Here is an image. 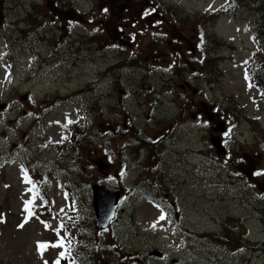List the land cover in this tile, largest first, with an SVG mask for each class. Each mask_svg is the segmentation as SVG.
I'll list each match as a JSON object with an SVG mask.
<instances>
[{"label":"rangeland","instance_id":"1","mask_svg":"<svg viewBox=\"0 0 264 264\" xmlns=\"http://www.w3.org/2000/svg\"><path fill=\"white\" fill-rule=\"evenodd\" d=\"M57 1L0 0V264H53L38 243L62 208L90 264H264V83L245 82L264 76V0ZM226 124L229 156L211 147ZM94 185L123 201L104 232ZM28 188L51 216L26 219Z\"/></svg>","mask_w":264,"mask_h":264},{"label":"trees","instance_id":"2","mask_svg":"<svg viewBox=\"0 0 264 264\" xmlns=\"http://www.w3.org/2000/svg\"><path fill=\"white\" fill-rule=\"evenodd\" d=\"M254 3V2H253ZM252 3V4H253ZM62 4L63 5H66V4H68V1H66V0H63L62 1ZM246 6V9H248V10H250L251 9V6L248 4V5H245ZM262 9L264 8V7H261ZM32 11H28L27 12V15H28V13L30 14V16L32 15V13H31ZM27 17V16H26ZM256 22H258L257 24H256V30H257V32H258V34L259 35H262L263 37H264V16H262V13L260 12V14H256ZM102 37V36H101ZM101 37H99V43H101ZM262 38V37H261ZM258 66L257 67H262L263 68V66H261V62L259 61V63L257 64ZM252 77H253V80L255 81V83H258V84H261V82H260V77H261V74L259 75V76H257L255 73L254 74H252ZM174 128V127H173ZM90 131H92V129L90 130ZM74 134H76V133H74ZM162 135H163V137L164 138H162ZM89 136H90V133H89ZM165 141H166V138H165V135L164 134H161V137H160V139H158V141L157 142H155V143H158V142H162L161 144L163 145V146H165L164 144H165ZM138 146H141L143 149H148V146H146V145H141V144H139L138 143ZM69 172V171H68ZM70 173L72 174L73 173V171H70ZM73 175V174H72ZM74 175H76L75 173H74ZM77 176V175H76ZM76 176H73V178L74 179H76L77 180V177ZM90 207V206H89ZM262 213H264V212H262ZM92 218V210H91V207H90V219ZM91 224V223H90ZM86 235L89 237V239H82V237H80L79 239H77V240H72V241H70V242H68V243H64V245H65V247H67L68 248V256L69 257H71V258H74V260H73V262L75 263V264H90V262L88 261V259L91 257V255H92V251H93V249L94 248H92V246H94V242H93V240H92V238H91V234L89 233V231L87 230V232H86ZM215 237V236H214ZM213 237V238H214ZM241 237V236H240ZM215 239V238H214ZM216 239L217 240H219L220 238H219V236H216ZM246 244V243H245ZM75 245H79L78 247L77 246H75ZM78 248H80V249H78ZM73 253H75V255L73 254ZM60 264H62V262H59Z\"/></svg>","mask_w":264,"mask_h":264},{"label":"water","instance_id":"3","mask_svg":"<svg viewBox=\"0 0 264 264\" xmlns=\"http://www.w3.org/2000/svg\"><path fill=\"white\" fill-rule=\"evenodd\" d=\"M213 144L216 147L217 152L220 153L222 148L219 141L214 140ZM109 195L114 196V200L112 203L109 200ZM118 198V192H109L104 187L97 185L92 187V206L97 228L102 229L108 226L110 220L115 215Z\"/></svg>","mask_w":264,"mask_h":264},{"label":"snow or ice","instance_id":"4","mask_svg":"<svg viewBox=\"0 0 264 264\" xmlns=\"http://www.w3.org/2000/svg\"><path fill=\"white\" fill-rule=\"evenodd\" d=\"M246 78H247V77H246ZM261 174H264V173H257V175H261ZM29 203H31V201L26 202V205L29 204ZM61 211H63V209H62ZM166 219H167L166 215L164 214L163 210H161V215H160V217H159L158 220L152 225V227L155 228L156 225H157L160 221H163V220H166ZM21 226H22V225H21ZM46 227H47V225H46ZM60 227L63 228L64 225L61 224ZM57 246L63 247V243L61 242V243L58 244V245H53V247H57ZM38 247L41 248V249H43V248L45 247V245H44V244H39ZM60 255L63 257V256L65 255V253H64V252H61ZM56 264H59V261H57Z\"/></svg>","mask_w":264,"mask_h":264},{"label":"flooded vegetation","instance_id":"5","mask_svg":"<svg viewBox=\"0 0 264 264\" xmlns=\"http://www.w3.org/2000/svg\"><path fill=\"white\" fill-rule=\"evenodd\" d=\"M213 110V109H212Z\"/></svg>","mask_w":264,"mask_h":264}]
</instances>
